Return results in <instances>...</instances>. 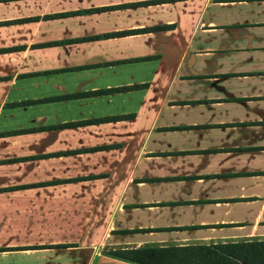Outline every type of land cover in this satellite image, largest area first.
<instances>
[{"label":"crops","instance_id":"crops-1","mask_svg":"<svg viewBox=\"0 0 264 264\" xmlns=\"http://www.w3.org/2000/svg\"><path fill=\"white\" fill-rule=\"evenodd\" d=\"M254 241L264 0H0V264Z\"/></svg>","mask_w":264,"mask_h":264},{"label":"trees","instance_id":"trees-1","mask_svg":"<svg viewBox=\"0 0 264 264\" xmlns=\"http://www.w3.org/2000/svg\"><path fill=\"white\" fill-rule=\"evenodd\" d=\"M167 27L150 30L161 31ZM141 86L126 89H138ZM68 96L67 98H72ZM76 97V96H75ZM114 255L136 264H264V241L211 246L146 247L116 251Z\"/></svg>","mask_w":264,"mask_h":264},{"label":"rangeland","instance_id":"rangeland-1","mask_svg":"<svg viewBox=\"0 0 264 264\" xmlns=\"http://www.w3.org/2000/svg\"><path fill=\"white\" fill-rule=\"evenodd\" d=\"M25 144H26V143H25ZM12 145L15 146V142H13ZM19 145H20V144H19ZM30 147H31V146H30ZM27 148H29V147H27Z\"/></svg>","mask_w":264,"mask_h":264}]
</instances>
